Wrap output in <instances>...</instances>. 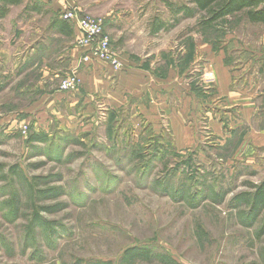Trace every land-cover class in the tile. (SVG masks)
Wrapping results in <instances>:
<instances>
[{"label": "rangeland", "instance_id": "rangeland-1", "mask_svg": "<svg viewBox=\"0 0 264 264\" xmlns=\"http://www.w3.org/2000/svg\"><path fill=\"white\" fill-rule=\"evenodd\" d=\"M104 1L109 15L102 20L72 7L102 23L124 67L126 59L169 67L204 60L200 45L210 41L215 49L227 32L219 27L253 40L260 32L242 14L207 29L199 24L203 13L175 17L178 7L194 9L193 0ZM158 22L174 27L154 36ZM70 74L58 60L34 58L14 66L0 92V264H264V236H257L264 212L247 225L249 209L236 200L254 192L264 170L227 162L216 147L205 146L199 160L202 114V122L187 124L195 145L184 149L161 102L150 106L147 97L128 94L120 106L93 96V108L73 107L61 94ZM83 86L69 94L81 95ZM145 107L159 109L151 120L164 126L156 128L141 113ZM217 194H225L222 202ZM35 213L48 227L31 228ZM136 248L152 258L124 259Z\"/></svg>", "mask_w": 264, "mask_h": 264}, {"label": "crops", "instance_id": "crops-1", "mask_svg": "<svg viewBox=\"0 0 264 264\" xmlns=\"http://www.w3.org/2000/svg\"><path fill=\"white\" fill-rule=\"evenodd\" d=\"M65 3L71 7L79 5L100 19L109 15L104 0H20L7 5L6 15L0 16V92L8 90L6 85L14 66L22 68L34 58L58 60L63 68L76 72L84 85L79 96L61 91L71 106L84 104L93 108V96L120 106L126 103L128 94L147 97L150 106L161 102L159 107L170 117L172 127L181 131L184 149L195 145L187 124L201 121L202 114L206 118L201 121L204 139L199 143L204 145L199 148V160L204 161L205 146L216 147L228 153L227 159L217 157V161L240 159L242 165L258 173L264 170V25L245 20L249 27L256 26L260 31L254 40L235 27H219L227 32L215 49L210 41L200 45L204 60H180V65L169 67L165 61L126 59L125 70L115 71L99 59H91L86 66L81 63L85 51L77 46V30L69 27L61 31L59 24H54L60 21ZM4 5L0 0V14ZM116 25L122 27L119 21ZM123 31L117 33L122 35ZM157 63L165 68H155ZM158 110L145 107L141 111L156 128L164 126L161 119L155 123L151 120L159 117Z\"/></svg>", "mask_w": 264, "mask_h": 264}, {"label": "trees", "instance_id": "trees-1", "mask_svg": "<svg viewBox=\"0 0 264 264\" xmlns=\"http://www.w3.org/2000/svg\"><path fill=\"white\" fill-rule=\"evenodd\" d=\"M6 5L2 7V12L0 16H4L7 13V5L18 4L20 0H2ZM195 5L194 9L189 8L188 6L178 7L173 11L175 17L179 18H194L198 14L203 13L205 16L199 22L200 25L204 26L205 29L211 28L216 22H219L225 18L236 16L242 14L249 22L253 24H262L264 25V0H193ZM168 6L172 7L168 3ZM60 18V17H59ZM54 24H59L60 30L69 29L73 27L70 22L64 21L60 18V21H55ZM174 25H168L165 22H158L152 30L153 35L158 34L162 30H169ZM32 139H36V142H39L42 139L40 134H35L32 136ZM253 193L241 194L236 200H243L242 203L247 205L249 213L247 218L250 220L247 225L254 224L257 219L264 212V181L258 185L251 186ZM227 194V193H226ZM217 202H222L224 195H218ZM47 222L42 220V218L35 213L34 220L31 228L34 227H48ZM245 224V225H246ZM258 237L264 236V222L261 229L257 233ZM150 252L146 249H134L125 254V258L129 256L132 257H146L151 259L152 256ZM160 257V255L158 256ZM162 259L165 261V257L162 256Z\"/></svg>", "mask_w": 264, "mask_h": 264}, {"label": "built area", "instance_id": "built-area-1", "mask_svg": "<svg viewBox=\"0 0 264 264\" xmlns=\"http://www.w3.org/2000/svg\"><path fill=\"white\" fill-rule=\"evenodd\" d=\"M68 7V10L60 12V18L70 22L79 34L77 45L85 51L81 63L86 65L91 59H99L109 63L115 71L125 70L122 61L118 60L112 52L107 36L104 34L102 23L90 16H80L77 8ZM81 83L82 81L76 72H71L63 81L61 90L65 93L77 92Z\"/></svg>", "mask_w": 264, "mask_h": 264}]
</instances>
